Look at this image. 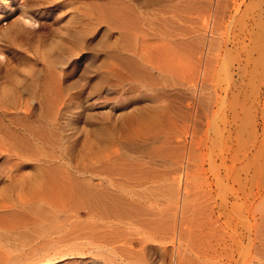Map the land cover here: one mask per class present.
Instances as JSON below:
<instances>
[{
    "label": "rangeland",
    "instance_id": "1",
    "mask_svg": "<svg viewBox=\"0 0 264 264\" xmlns=\"http://www.w3.org/2000/svg\"><path fill=\"white\" fill-rule=\"evenodd\" d=\"M0 53V264L69 227L84 254L45 264H193L264 149V0H0ZM143 222L164 245L83 225Z\"/></svg>",
    "mask_w": 264,
    "mask_h": 264
},
{
    "label": "bare ground",
    "instance_id": "2",
    "mask_svg": "<svg viewBox=\"0 0 264 264\" xmlns=\"http://www.w3.org/2000/svg\"><path fill=\"white\" fill-rule=\"evenodd\" d=\"M149 1H154V0H149ZM118 19L120 23V25H118L120 27L119 30L121 32L123 31L125 32L127 29V17H122V18L118 17ZM22 21H23V25H25L24 24L25 22L30 23L32 22V19L31 17L29 18L23 17ZM129 23H131V21H129ZM33 24L34 23H32V25ZM11 29H15L14 31L22 30L19 24L18 25L15 24ZM1 30L3 35L6 34L7 36L10 34V32L9 34L7 33L8 32L7 28L6 29L3 28ZM1 58L4 59L2 53H0V59ZM248 158L251 159L249 160V162L247 161V163L243 166V171L245 172L244 179L235 180L233 179V177H231L229 179L230 181L227 183L229 190L226 193H223V190L220 188V186L217 187L215 201H214V212H213L214 227L210 231L211 239L205 242L201 241L198 244L196 250V258L193 264H264V149H256L252 157H248ZM65 195L67 198L69 193ZM62 196L63 195L59 197L61 198ZM69 197L71 198V194ZM70 198L68 199L75 200V198L72 199ZM61 199L60 200L63 201L64 203L65 201L67 202L68 200V199L64 200L65 198H61ZM50 200H52V198L49 199V201ZM73 201H71L72 204L70 203L69 205H73L74 203ZM64 203H63L64 210L67 209L69 210L71 206L67 207L66 205L69 202H67L66 204ZM63 205H61L60 207L62 208ZM97 205H99V207L102 210H104L106 208L105 206H108V203L103 199L100 202H98ZM65 206L67 208H65ZM61 208H58L60 209L59 211L56 208L54 209H56L57 211H55L54 209L52 210H54L56 213L59 212V214H61V212L64 211ZM70 210H74V209L70 208ZM47 212L51 213L52 211L46 210L44 214H48ZM111 212L114 214L112 210ZM64 213L65 212H63V214ZM73 213L75 212L73 211ZM66 214L68 213H65V215ZM66 216H67L66 220L70 219V221L71 219L76 217L75 216L71 218L69 217V215ZM55 217L56 216H54L53 219ZM70 221L67 222V225ZM157 222H160V220H158ZM60 224H62V221ZM65 225L66 224H64V227ZM77 225L78 228H80L79 224ZM83 225H85L84 230L88 235H90L89 233L101 237H103L104 235H108V237L115 235V238L113 239L114 241L110 242L109 244L111 251L114 250L116 251L118 249L120 251L123 250V252L129 253L133 250L134 247H138L141 252H148L152 248L151 245L152 242H156V244L160 246L164 245V242L162 240H158V241L152 240V238L150 237V233L146 228V225H148L147 222H145V225L143 222L141 226L130 223H125L122 224L121 226L112 225L109 223H103V225L105 226L103 225L97 226V225H89V224H83ZM69 226H67V228ZM59 229L62 230L60 226L58 227V231ZM72 230L73 229L69 227L67 231L68 234L72 235L71 236L72 238L68 239V241L66 242L61 241L57 243L59 245L60 243H62L63 245L62 247L57 246L54 249L53 247L47 246V248L44 249L45 251L41 253L38 252V254L32 253L30 257L26 258L22 263L19 264H43V263L45 264L59 258H64L66 256L73 257L74 255L75 256L78 255L80 257V255L84 254L83 252L84 245L80 243L81 238L77 237L78 235L75 236V234H79L77 233L76 229L75 231ZM55 233H56V228H55V232L52 234L54 235ZM65 233L66 232H64V234ZM68 234H66V237ZM63 236L64 238H66L65 235ZM55 243L56 242H54V244ZM112 245H114L115 247H113ZM94 248L98 249L99 246L95 245ZM119 258L122 259L121 257Z\"/></svg>",
    "mask_w": 264,
    "mask_h": 264
}]
</instances>
